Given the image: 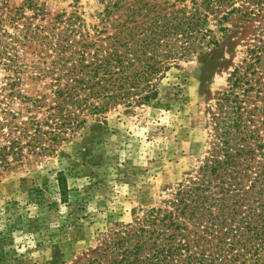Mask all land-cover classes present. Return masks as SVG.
<instances>
[{
  "label": "trees",
  "instance_id": "16d2710c",
  "mask_svg": "<svg viewBox=\"0 0 264 264\" xmlns=\"http://www.w3.org/2000/svg\"><path fill=\"white\" fill-rule=\"evenodd\" d=\"M44 14L32 0L1 6L0 175L118 106L148 104L180 61L242 36L196 169L70 264H264V0H100L90 24L77 9Z\"/></svg>",
  "mask_w": 264,
  "mask_h": 264
},
{
  "label": "rangeland",
  "instance_id": "374dc122",
  "mask_svg": "<svg viewBox=\"0 0 264 264\" xmlns=\"http://www.w3.org/2000/svg\"><path fill=\"white\" fill-rule=\"evenodd\" d=\"M32 1L44 8L45 24L74 9L86 23L97 22L100 0ZM23 2L0 0V11ZM235 31L204 57L171 68L148 104L118 106L89 120L53 155L3 171L0 264H70L131 221L133 210L168 198L205 154L208 104L243 56ZM29 45L19 51L27 62L38 51ZM5 74L0 65V81ZM24 87L33 90L28 80Z\"/></svg>",
  "mask_w": 264,
  "mask_h": 264
}]
</instances>
